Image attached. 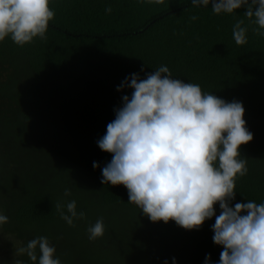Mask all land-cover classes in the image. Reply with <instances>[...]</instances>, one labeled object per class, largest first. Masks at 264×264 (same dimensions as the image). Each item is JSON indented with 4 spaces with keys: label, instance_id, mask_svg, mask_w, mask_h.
I'll use <instances>...</instances> for the list:
<instances>
[{
    "label": "trees",
    "instance_id": "1",
    "mask_svg": "<svg viewBox=\"0 0 264 264\" xmlns=\"http://www.w3.org/2000/svg\"><path fill=\"white\" fill-rule=\"evenodd\" d=\"M49 6L55 16L46 40L22 48L10 37L0 41V213L8 217L0 236L9 239L0 264H33L16 250L38 236L48 238L61 264H172L173 257L176 264H204L206 255L218 264L223 249L212 241L215 217L191 231L150 222L128 203L123 185L101 183L112 155L97 141L122 96L131 95L116 90L125 77L145 78L166 65L173 78L242 103L253 139L240 147L248 173L237 179L232 204L264 202V38L253 33L243 7L214 15L211 5L192 7L191 0H50ZM237 19L248 28L243 46L232 38ZM70 200L85 213L73 226L55 208ZM101 217L104 235L89 241L86 229Z\"/></svg>",
    "mask_w": 264,
    "mask_h": 264
},
{
    "label": "clouds",
    "instance_id": "2",
    "mask_svg": "<svg viewBox=\"0 0 264 264\" xmlns=\"http://www.w3.org/2000/svg\"><path fill=\"white\" fill-rule=\"evenodd\" d=\"M138 2L159 5L164 0ZM49 5L50 0H0V41L10 37L22 48L35 38L46 40L55 16ZM191 5H211L214 15L233 14L243 7L244 17L256 26L253 33L264 38V0H191ZM111 12L109 5L105 13ZM247 31L245 20L237 19L232 27L237 46L247 44ZM125 88L132 90L131 95L122 96L115 118L97 141L102 151L112 155L101 169V183L123 185L128 203L152 223L172 221L191 231L215 217L212 241L223 249L218 264H264V202L232 204L237 179L248 173L240 147L253 139L242 103L226 102L203 92L199 84L173 78L166 65L145 78L136 73L125 77L116 90ZM64 195L70 196V190L65 189ZM55 208L69 226L85 218L83 211L77 212L75 200L58 202ZM7 222L8 217L0 213V225ZM86 231L89 241L103 237V218ZM55 252L47 237L38 236L17 248L16 255H26L33 264H61ZM172 264H176L174 257ZM204 264H210V255Z\"/></svg>",
    "mask_w": 264,
    "mask_h": 264
},
{
    "label": "rangeland",
    "instance_id": "3",
    "mask_svg": "<svg viewBox=\"0 0 264 264\" xmlns=\"http://www.w3.org/2000/svg\"><path fill=\"white\" fill-rule=\"evenodd\" d=\"M8 242H9L8 238L0 236V250L2 249L1 247L2 246L5 247L8 244ZM0 255H1V251H0Z\"/></svg>",
    "mask_w": 264,
    "mask_h": 264
}]
</instances>
